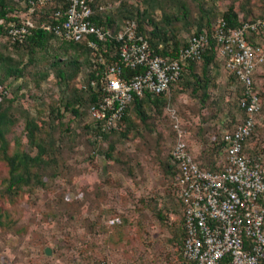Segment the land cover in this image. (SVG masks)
Returning a JSON list of instances; mask_svg holds the SVG:
<instances>
[{"label": "trees", "instance_id": "trees-1", "mask_svg": "<svg viewBox=\"0 0 264 264\" xmlns=\"http://www.w3.org/2000/svg\"><path fill=\"white\" fill-rule=\"evenodd\" d=\"M88 1L95 24L117 33L127 20H135L138 33L163 57L177 58L194 35L205 34L208 42L201 57L183 67L169 92L135 96L123 117L107 126L91 116V109L105 95V64L86 40H67L54 29L44 28L66 18L63 13L56 16L67 8L66 1L0 0V253L12 251L16 264H51L58 259L68 264H188L183 255L181 168L172 159L176 130L166 106L171 103L184 119L189 132L187 148L199 167L221 171L226 154L223 133L244 118L240 105L244 91L232 72L225 94L215 93L220 89L215 68H226L227 62L220 54L222 42L215 30L221 21L238 29L263 18L264 0ZM108 2L115 8L100 10ZM25 20L33 22L30 33L23 40L14 39L10 29ZM247 40L253 46H264V31H251ZM116 44L114 40L100 44L108 63L117 58ZM125 72L131 75L140 70L126 68ZM255 82L263 104L260 114H264V71L256 72ZM262 125L261 121L256 124L244 154L259 157L264 166V158L251 145L258 134L264 142ZM260 151L264 154V147ZM101 156L106 161L104 177L91 187L76 186L77 178L99 166ZM141 160L153 165V179L161 186L153 198L139 196L136 202L130 189L121 192L123 183L111 176L109 168L141 184L148 177ZM159 197L165 201L160 203ZM109 204L116 206L110 213L112 219L119 217L120 222H104ZM119 207L126 211L120 212ZM155 221L171 229L172 250H156L147 242ZM47 223L58 231L53 256L45 251L47 244L51 246L42 227ZM136 239L144 242L143 248L132 246ZM81 242L85 247L77 249ZM31 245L40 252L35 254ZM119 246L124 247L126 261H108L105 251ZM221 264H232L231 257L226 256Z\"/></svg>", "mask_w": 264, "mask_h": 264}, {"label": "built area", "instance_id": "built-area-1", "mask_svg": "<svg viewBox=\"0 0 264 264\" xmlns=\"http://www.w3.org/2000/svg\"><path fill=\"white\" fill-rule=\"evenodd\" d=\"M65 1L67 8L58 11L56 16L61 17L63 13L66 18L55 26L46 24L44 28L54 29L67 40H86L105 64L102 79L105 95L99 106L91 109V116L107 126L123 117L135 96L145 92H169L183 67L200 58L208 42L207 35H194L180 49L177 58L163 57L155 54L148 39L138 33L135 20H127L115 33L92 21L93 8L88 0ZM109 7L113 6L105 4L99 8ZM221 22L215 36L222 42L220 54L227 60V75L236 72L243 86L240 105L244 118L234 128L224 131L225 163L221 171L214 172L201 169L194 161L187 148L183 120L171 110L176 130L172 159L181 168L179 196L184 203L183 255L188 264H221L228 255L232 264H261L264 261V202L261 201L264 166L259 157H247L244 149L260 122L263 107L255 74L264 66V46L248 43L247 35L251 31H264V17L246 22L238 29L228 28ZM31 27L33 22L25 20L22 25L13 26L10 34L14 39L23 40ZM109 40L117 43V58L110 63L105 61L100 45ZM126 68L140 72L127 75ZM116 222H120L119 217L110 220L111 224Z\"/></svg>", "mask_w": 264, "mask_h": 264}, {"label": "rangeland", "instance_id": "rangeland-1", "mask_svg": "<svg viewBox=\"0 0 264 264\" xmlns=\"http://www.w3.org/2000/svg\"><path fill=\"white\" fill-rule=\"evenodd\" d=\"M218 4L220 5V1H218ZM106 5H108V6L112 5L113 6V7H109L108 9H114L115 8L114 4L112 2H108ZM224 7L222 6V8H224ZM188 36H189V34H186L185 38H188ZM260 70L263 72L264 71V66H262V68H260ZM214 74H216V80L219 83V87H220V89L216 90L215 93L221 96V95L225 94L224 93V91L226 90L225 89V87H226L225 84L228 81V75H227L226 69L223 68V67L215 68ZM27 80L29 81V78H27ZM18 83H20V81L19 82L18 81L15 82V84H18ZM29 83H31V82H29ZM47 84H45V86H47ZM181 98H183L184 100H187V96L185 94H182ZM29 102L31 103V101H29ZM171 110H175V113L178 116V114H177L178 112L176 111V108L174 106H172L171 103H169V105L166 106V110L165 111H166V113H169L170 116H171ZM171 118H172V116H171ZM89 119L93 120L90 116H89ZM181 119L183 120L182 127L185 128L184 127V119L183 118H181ZM259 119L261 121V124L264 125V114L263 113L260 114ZM172 121H173V119H172ZM196 121H198V119H196ZM186 131H187V129H186ZM188 133L189 132L187 131V135H188ZM251 145H252V148H255L256 150H259V151H257V154L262 155V157L264 158V154L260 151V149H262L264 147V142L262 141V138L260 137L259 134H258V136L255 139L252 140ZM129 146H130V150L132 151L134 149V145L132 144V145H129ZM256 146H258L259 149H257ZM77 158L80 159V156L77 155ZM98 161L100 162L98 167H94V166L90 167L91 168L90 169V173L83 174L80 179L77 178L76 186L81 187V186H84L85 184H88L91 187V185H95L96 182L99 181V179L104 177L103 176V174H104L103 173V171H104L103 167L106 165L105 158L103 156H101V157H99ZM141 162H143V161L141 160ZM143 167H144L143 170H144L146 176H148V177H146L144 182H142L141 184H136V182H134L132 180H129L126 177L125 174L116 171L117 168H115V167H112V169L109 168V171H112V172H110L111 176L116 178V179H119V181L123 183V187L121 188V192L125 194L130 189L131 192L133 193V196H134V199L136 200V202H137L139 196H144L147 199L153 198L154 195L156 194L157 187L161 186V185H156L155 184V180L153 179V176H152V173L154 172L153 171L154 169H152L153 165L150 162L149 163H144L143 162ZM156 178H159V176H157ZM126 189H128V190H126ZM164 201H165L164 197H159V202L160 203H163ZM114 206L115 205H112V204L107 205V208H108L109 211H108V214H106L103 217L104 222L106 224H108V223L111 224L110 220L112 219V216H111L112 214H110V213L116 207V206L115 207ZM118 209H119L120 212L126 211L125 208L123 209V208L119 207ZM148 213L150 214L149 210H145L144 211V214H148ZM149 216L151 217V214ZM138 217L139 218L143 217L142 219H145L144 216H142V217L138 216ZM151 219H153V218H151ZM149 222H151V220ZM75 225H76L75 223L72 224V225L69 224V226H67V230L68 229L72 230L73 226H75ZM42 227L44 228V230L46 229L47 241H48V243L51 244V246L48 245V244L46 246V247H50L51 251H52V254L51 255H47V256H53L54 255V251L56 250V243L54 241V237L58 233V231L55 229L53 224H48L47 223V224H45V226H42ZM151 227H152V229H150V234L148 236L147 242H152V244L154 245V248L156 250H159L162 247H164L167 250H170V249L172 250V248L174 246L173 245L174 242H169L168 241V239L172 237V234L170 235L171 229H169L167 231V229H164V228L160 227L157 221L152 222L151 223ZM79 231L82 232L83 229L81 228V229H79ZM126 242L127 241H125V243ZM134 244L135 245H132L133 247H137V248H140V249L143 248V246H144V242L142 243L141 241H138V239H136ZM52 245L54 247H52ZM82 246L85 247V245L82 244V242H81V243H79L77 249H80ZM23 247H24V249H26L27 248L26 244H24ZM30 249L33 250L35 254L40 252V249L36 245H31ZM3 251H6V250H3ZM105 254L107 255V260L108 261H110L112 259L117 261V262H125L126 261L124 259V247L123 246H119V248L116 247L114 249L112 247H110L109 250L105 251ZM0 256H1L0 257L1 260L3 261V264H16L13 261L14 253L12 251L10 252L8 250V252H6V253H3V254L0 253ZM18 264H22V263H18ZM42 264H47V263L43 262ZM51 264H68V263L63 261V260H61V259H58L56 261L54 260Z\"/></svg>", "mask_w": 264, "mask_h": 264}, {"label": "water", "instance_id": "water-1", "mask_svg": "<svg viewBox=\"0 0 264 264\" xmlns=\"http://www.w3.org/2000/svg\"><path fill=\"white\" fill-rule=\"evenodd\" d=\"M45 251H46L47 255H51L52 254V251H51L50 247H46Z\"/></svg>", "mask_w": 264, "mask_h": 264}]
</instances>
